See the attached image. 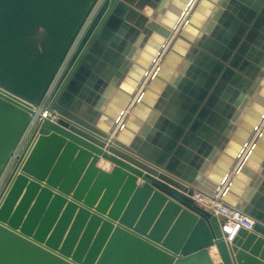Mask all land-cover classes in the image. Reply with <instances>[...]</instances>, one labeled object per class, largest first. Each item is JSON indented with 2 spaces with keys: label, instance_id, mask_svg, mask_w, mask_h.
Returning <instances> with one entry per match:
<instances>
[{
  "label": "water",
  "instance_id": "95a60500",
  "mask_svg": "<svg viewBox=\"0 0 264 264\" xmlns=\"http://www.w3.org/2000/svg\"><path fill=\"white\" fill-rule=\"evenodd\" d=\"M97 1L0 0V264H264V0H103L37 113Z\"/></svg>",
  "mask_w": 264,
  "mask_h": 264
},
{
  "label": "built area",
  "instance_id": "2783aa9c",
  "mask_svg": "<svg viewBox=\"0 0 264 264\" xmlns=\"http://www.w3.org/2000/svg\"><path fill=\"white\" fill-rule=\"evenodd\" d=\"M103 0H98L94 5L93 9L91 10L88 19L82 26L81 30L79 31L74 43L72 44L68 54L66 55L63 63L61 64L59 70L57 71L53 81L51 82L49 88L47 89L42 102L37 110V113L41 112L47 105L48 102L64 72L66 69L77 45L79 44L80 40L82 39L86 29L88 28L90 21L94 18L95 14L97 13L98 9L100 8ZM55 119V116L51 117ZM38 122V117L32 116L31 120L29 121L24 133L22 134L17 147L14 150V154L11 156L10 161L6 165L5 169L3 170L0 176V192L9 176L17 157L22 153L23 149L25 148L32 132ZM221 190L217 189L214 194H206L203 192H196L192 195L195 201H197L200 205L204 206L212 213L218 216L220 220L223 221V230L229 234V238L231 239L232 236L236 233V231L240 227H245L247 229H252L254 221L251 217L243 213L242 211L225 204L222 200Z\"/></svg>",
  "mask_w": 264,
  "mask_h": 264
},
{
  "label": "crops",
  "instance_id": "0c3cea01",
  "mask_svg": "<svg viewBox=\"0 0 264 264\" xmlns=\"http://www.w3.org/2000/svg\"><path fill=\"white\" fill-rule=\"evenodd\" d=\"M150 12H151V9H149V8H146V14H150ZM98 165L99 166H102V167H104V168H107L108 166H109V163L107 162V161H105V159H103L102 157H100V159H99V162H98ZM140 180V179H139ZM200 192H203V191H200ZM204 193V192H203ZM213 257H214V255H213ZM215 258V257H214ZM219 259V258H218ZM217 259V260H218Z\"/></svg>",
  "mask_w": 264,
  "mask_h": 264
},
{
  "label": "bare ground",
  "instance_id": "6f19581e",
  "mask_svg": "<svg viewBox=\"0 0 264 264\" xmlns=\"http://www.w3.org/2000/svg\"><path fill=\"white\" fill-rule=\"evenodd\" d=\"M211 253H212V255H214L215 259H218L219 258V255L217 254V251H216V248L215 247H213L211 249Z\"/></svg>",
  "mask_w": 264,
  "mask_h": 264
}]
</instances>
